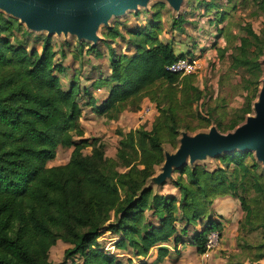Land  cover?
I'll use <instances>...</instances> for the list:
<instances>
[{
	"label": "trees",
	"instance_id": "1",
	"mask_svg": "<svg viewBox=\"0 0 264 264\" xmlns=\"http://www.w3.org/2000/svg\"><path fill=\"white\" fill-rule=\"evenodd\" d=\"M260 4L264 9V0ZM117 29L114 26L103 35L107 39L121 36L134 50L130 55L110 52V76L95 83L97 91L108 85L105 97L99 101L90 94L83 104L75 81L66 88L61 84L65 66L56 62L52 37L41 38L40 51L28 48L20 22L0 14V264H124L100 247L97 238L104 231L117 234L116 249H130L138 258H146L155 246L183 242L189 225L205 219L214 200L226 196L239 201L246 223L253 226L246 179L258 165L249 152L222 154L213 170L183 166L170 184L177 194L143 190L163 159L164 133L175 144L179 125L175 112L190 107L197 99L193 93L198 91L189 86L178 97L179 75L167 70L186 54H177L172 44L146 28L128 30L127 38ZM249 33L254 41H261L260 36ZM249 42L247 37L241 38L232 66L253 73L254 79L247 82L255 91L261 69L257 59L248 57ZM258 51L260 54L262 47ZM143 97L156 103L157 122L151 130L130 131L120 141L117 158L128 168L120 173L113 165L116 160L105 156L101 140L84 136L83 107L117 120L129 104L132 111L138 110ZM251 100L244 113L250 111ZM204 121L210 124V120ZM59 147L71 149L68 162L48 166ZM87 148H91L89 154L84 153ZM252 187L259 191V182ZM211 229L221 227L210 221L190 237L199 254L205 250ZM58 241L70 247L61 262L52 263L49 253ZM168 254L169 248L160 246L154 262L139 264L160 263ZM262 258L264 252L258 256Z\"/></svg>",
	"mask_w": 264,
	"mask_h": 264
},
{
	"label": "rangeland",
	"instance_id": "2",
	"mask_svg": "<svg viewBox=\"0 0 264 264\" xmlns=\"http://www.w3.org/2000/svg\"><path fill=\"white\" fill-rule=\"evenodd\" d=\"M260 1L215 0L207 6L210 0H184L183 6L177 12L162 0H151L146 8L128 10L121 16L112 17L108 26H101L98 31L101 40L95 46L87 41H78L70 34L48 35L45 31H31L17 20L24 28L25 33L21 36L26 39L28 48L36 47L40 51L41 38L52 37L53 48L57 51L56 62L65 66V71L60 75L61 84L66 88L71 81H75L79 87L80 101L83 104L88 101L90 94H95L99 101L105 97L108 85L100 87L101 89L97 91L95 83L110 76V52L114 50L117 54L130 55L134 50L132 46L125 44V39L122 40L121 36L113 40L103 35L105 31L114 26L124 35V38L128 37V30L146 28L145 30L157 35L161 41L172 44L177 54L199 57L200 64L197 71L188 74L192 75L190 77L179 75L177 82L178 97L182 96L183 90L189 91L188 87L193 86L198 91L193 93L197 99L192 101L190 107L175 112V118L179 124L175 144L171 145L164 133L163 159L155 166L150 176L152 177L160 172L165 154L175 152L183 132L193 135L208 132L211 126H216L221 133H228L242 124L247 116L254 113L253 103L257 100L264 76V65L262 64L264 59V9ZM161 4L162 7L159 6ZM1 13L10 16L0 11ZM155 14L159 17L156 18ZM180 18L182 21H179ZM250 31L260 36L261 41H254ZM244 37L251 40L246 46L248 57L257 59L261 69L255 91H253L254 86L247 82V80L254 79L253 73L250 74L244 67L232 66L233 57L239 53L238 47L241 44V38ZM258 47H262L260 54ZM86 89L89 93H85ZM251 97V109L244 113L245 104ZM132 109L133 105L129 104L117 120H109L97 115L91 108L83 107L81 117L84 136L97 137L101 140L104 144L105 156L116 160L113 165L120 173L128 170L117 158L120 141L130 131L136 133L141 129L151 130L159 115L156 103L148 97L140 100L138 110L132 111ZM207 119L210 120L208 126L204 121ZM233 123L235 126L232 127ZM135 139H138L137 134H135ZM90 151L91 148H87L84 153L89 154ZM127 152L130 157L133 156L132 151ZM248 152L252 155L250 159L252 158L258 165L257 169H253L251 177L246 179L248 183L246 196L253 210L251 218L254 222L253 226L246 223L245 212L240 207L241 215L237 223L228 224V221L224 219L227 225L224 229L221 228L218 245L212 250L208 259L203 260L201 254L191 249L193 258L188 256L190 252H186V257L183 256L184 251L183 253L180 251L179 256L171 252L168 259H164L166 264H256L258 262L264 264V258L258 259L260 252H264V166L256 159L254 152ZM69 156L70 149L59 147L54 160L50 161L48 166L65 164ZM218 157L201 159L188 166L200 165L213 170L219 165ZM137 167L142 168V165ZM178 170H174L172 179L159 188L158 192L160 190L165 194H177L176 189L170 184L179 175ZM256 181L260 184L259 191L252 187L253 182ZM153 190L156 191L154 188ZM113 219L112 213L111 220ZM209 222V216H207L203 221L191 223L186 240L202 230ZM212 223L213 226L218 224L216 220ZM117 239V234L104 231L97 238V242L105 252L117 256L124 264H128V260L132 262L131 264H139L144 260L153 262L152 256L138 258L130 249H116L114 243ZM68 247H70L68 244L58 241L50 250L49 260L52 263L61 262ZM75 260L78 262L79 258L75 257Z\"/></svg>",
	"mask_w": 264,
	"mask_h": 264
},
{
	"label": "water",
	"instance_id": "3",
	"mask_svg": "<svg viewBox=\"0 0 264 264\" xmlns=\"http://www.w3.org/2000/svg\"><path fill=\"white\" fill-rule=\"evenodd\" d=\"M151 0H0V11L18 19L31 31L48 35H72L95 46L101 40L99 28L108 26L112 17L128 10L146 8ZM180 11L184 0H162ZM264 65V59L262 61ZM252 115L233 131L221 133L216 126L208 132L190 135L183 132L175 152L166 153L160 172L147 180L144 189L156 191L172 179L175 169L201 159L216 158L234 151L254 152L264 166V76L253 103Z\"/></svg>",
	"mask_w": 264,
	"mask_h": 264
},
{
	"label": "crops",
	"instance_id": "4",
	"mask_svg": "<svg viewBox=\"0 0 264 264\" xmlns=\"http://www.w3.org/2000/svg\"><path fill=\"white\" fill-rule=\"evenodd\" d=\"M70 151H71V149H70ZM48 163H47V165H48ZM163 186H161V187H163ZM239 215H241L240 214V204H239V202H237V200L233 199L230 196H226V197H220V198H217V199L214 200V202H213V204H212V206L210 208V213H209L208 216H209V221L213 222V221L216 220L218 222L219 226L222 229H224V227L227 225L226 221H228V224H232L234 222L237 223L238 220H239V217H240ZM230 220H231V222H230ZM189 235H191V233ZM183 240H184L183 242L178 243L176 246H174L172 244V242L166 243V244H163V245H159V246H155L151 250V252L149 253V256H152L151 258H152V261L154 262V260L156 259V256H157L158 247L166 246V247L169 248L168 256L171 254V252H174L175 255L179 256L180 251L182 253L184 251V253H183L184 257H186V255H185L186 252H190L188 256L193 258V254H191V253H192V250H194V249L196 250V247L191 244V239L190 238H189V240H186V237H184ZM168 256L165 258V260L168 259ZM165 260H163L160 263H155V264H166ZM149 263H151V262H149Z\"/></svg>",
	"mask_w": 264,
	"mask_h": 264
},
{
	"label": "built area",
	"instance_id": "5",
	"mask_svg": "<svg viewBox=\"0 0 264 264\" xmlns=\"http://www.w3.org/2000/svg\"><path fill=\"white\" fill-rule=\"evenodd\" d=\"M200 60L198 56H189L180 57L175 60L172 64L167 66V70L176 75H188L197 71L199 68ZM220 230L211 229L206 234L205 241V250L201 254L203 260H206L210 257L212 250L218 245Z\"/></svg>",
	"mask_w": 264,
	"mask_h": 264
}]
</instances>
